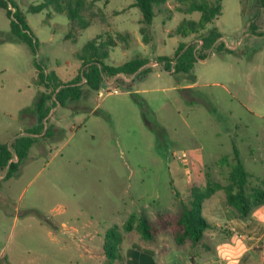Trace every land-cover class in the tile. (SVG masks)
<instances>
[{
    "label": "rangeland",
    "instance_id": "374dc122",
    "mask_svg": "<svg viewBox=\"0 0 264 264\" xmlns=\"http://www.w3.org/2000/svg\"><path fill=\"white\" fill-rule=\"evenodd\" d=\"M14 1L37 41L36 53L24 42L10 41L11 20L0 6V144L35 124L28 110L46 90L36 84L34 61L67 83L83 69L77 57L83 46L99 37L117 44L105 65L141 59L146 64L139 71L147 72L134 81L138 72L125 76L116 88L104 84L102 97L90 92L51 108L49 124L58 123L63 140L58 134L38 140L33 146L44 150L41 159L20 166L24 171L13 181L12 200L1 202L0 264H105L104 239L114 227L122 236L121 260L114 264H164L167 257L180 258L174 264L190 259L200 264V258L215 257L221 250L216 226L198 244L177 246L172 223L152 241L135 230L125 233L123 225L131 214L143 213L153 224L158 213L174 215L180 202H189L191 190L208 180L226 185L234 148L250 174V187H262L264 38L254 40L252 34L264 35V0H221V15L187 38L174 30L199 14L177 12L175 0L160 7L143 35L132 0H85L96 18L83 30L53 7L30 12L44 0ZM212 29L221 38L213 49L201 50L200 39ZM237 42L236 50L227 47ZM180 43L197 52L189 73L194 82L158 63L167 57L173 65ZM80 85L85 88L84 80ZM249 149L255 159L248 157ZM223 193L203 203L202 216L210 223L219 219L218 208H231Z\"/></svg>",
    "mask_w": 264,
    "mask_h": 264
},
{
    "label": "trees",
    "instance_id": "16d2710c",
    "mask_svg": "<svg viewBox=\"0 0 264 264\" xmlns=\"http://www.w3.org/2000/svg\"><path fill=\"white\" fill-rule=\"evenodd\" d=\"M166 1L132 0L131 7L137 8L141 13V24L144 25L140 29L142 35L145 32V26L152 24L156 13H160L161 10L159 11V9ZM175 1L177 12L184 15L199 14L198 20L183 19L180 21L174 30V34L181 38L203 31L222 12L221 0ZM85 5V0H44L39 5L31 7L30 12L39 13L48 7H53L56 13L66 15L75 30H83L89 27L96 18V13L92 10L87 11ZM89 5L86 7L89 8ZM0 6L5 9L7 17L11 20L10 25L14 36L10 38V41L26 43L35 55L37 41L31 32L25 15L14 0H0ZM12 9H14L13 12ZM118 37L122 38L123 36L118 34ZM220 38L221 35L216 29L210 30L206 36L204 35L200 39L202 42L200 49H213L214 43ZM115 46L117 44L113 39L102 41L96 37L87 42L77 55L81 60L83 69L79 71V76L67 83L61 82L53 71H47L42 63L34 61L37 71L36 84L43 86L46 91L38 94L33 107L28 110L35 116V124L23 134L14 137L10 143L0 144V187L3 182L19 175L20 166L27 161L30 148L38 140L51 138L56 134L59 135L60 141L63 140V129L49 124L47 117L52 107L57 104L65 107L68 101H78L85 98L90 92L99 91L108 78H114L112 86L116 88L117 84H125V76L130 77L138 72L132 80L134 81L136 77L147 72L146 70L139 71L146 64V61L141 59H134L115 67L105 65L103 61L108 58L110 50ZM205 57L206 54H203L198 58L205 59ZM167 60V57L158 58V63L163 64L165 71L170 72L172 70L174 74L185 75L194 82V77L189 75L194 62L197 60L194 45L180 43L175 53L174 64L166 63ZM82 80H84L85 88L80 85ZM48 101H51L50 106L47 105ZM226 159L224 157L222 161L225 162ZM230 167L226 185L208 180L204 188H193L189 202H180L177 212L172 216L158 213L156 225L143 213L131 214L123 225V231L130 233L135 230L143 240L152 241L157 231L165 230L168 224L172 223L173 229L176 230L174 241L177 246H181L187 241L196 245L202 241L205 231L210 228V224L202 216L203 203L217 191H223L227 205L233 208L241 218H246L254 207L264 204V176L259 182L262 187L259 185L250 187V174L244 168L236 149L233 150V164ZM167 219L170 221L166 222ZM121 243L122 236L117 228L114 227L106 232L103 245L107 259L105 264H114L121 260Z\"/></svg>",
    "mask_w": 264,
    "mask_h": 264
},
{
    "label": "crops",
    "instance_id": "0c3cea01",
    "mask_svg": "<svg viewBox=\"0 0 264 264\" xmlns=\"http://www.w3.org/2000/svg\"><path fill=\"white\" fill-rule=\"evenodd\" d=\"M192 19L198 20L199 15L197 19ZM252 36L254 40H261L262 38H264V35L255 33L252 34ZM239 45L240 43L237 42L236 44H231V46H229L228 44L227 47L230 50H236ZM124 80L125 82L127 81L125 77ZM105 84H110V86H112L113 80L109 83L106 82ZM103 88L104 87H102L99 91H95L98 93L97 97L104 96ZM76 112H78V110ZM55 125V127H60L57 122ZM32 150H35V152H33ZM43 151L41 149H39L38 151L35 146H32L28 152V163L38 162L42 157L41 152ZM252 152L253 151H250L249 149L248 157L255 159V156L252 155ZM37 153H39L40 155H38ZM23 171V168H21L18 176L12 177L2 183L0 187V212L2 211L1 202L4 203L5 200H12V184L19 180V178L23 175ZM213 196H215V194L211 197ZM224 201L226 202L225 195ZM216 211L217 217H219V219H217L216 222L213 221L214 224H212L213 222L208 223L210 224L209 229H211V227L215 228L216 226L215 229L217 230V236H219V242H221L218 247H220L221 250H219L220 252L213 258H208L205 260L200 258V264H264V204L254 207L246 218H241L233 208L223 209L221 207ZM4 215L6 214L4 213ZM175 261H180V258L176 257V259H172L171 257H167L164 259V264H174ZM190 261L191 263L189 262V260L183 261L182 264H199L194 262V259L193 261L192 259H190Z\"/></svg>",
    "mask_w": 264,
    "mask_h": 264
},
{
    "label": "built area",
    "instance_id": "2783aa9c",
    "mask_svg": "<svg viewBox=\"0 0 264 264\" xmlns=\"http://www.w3.org/2000/svg\"><path fill=\"white\" fill-rule=\"evenodd\" d=\"M112 92H113V93H117L118 91H117L116 89H114Z\"/></svg>",
    "mask_w": 264,
    "mask_h": 264
},
{
    "label": "water",
    "instance_id": "95a60500",
    "mask_svg": "<svg viewBox=\"0 0 264 264\" xmlns=\"http://www.w3.org/2000/svg\"><path fill=\"white\" fill-rule=\"evenodd\" d=\"M49 115H50V114H49ZM49 115H48V116H49ZM47 118H48V117H47ZM47 118L45 119V121L47 120ZM45 128H46V125H45Z\"/></svg>",
    "mask_w": 264,
    "mask_h": 264
}]
</instances>
